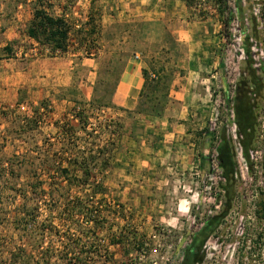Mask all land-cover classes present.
Here are the masks:
<instances>
[{
    "label": "rangeland",
    "instance_id": "374dc122",
    "mask_svg": "<svg viewBox=\"0 0 264 264\" xmlns=\"http://www.w3.org/2000/svg\"><path fill=\"white\" fill-rule=\"evenodd\" d=\"M187 3L171 18L149 12L146 0H94L86 35L76 30L88 0H0V264L180 263L211 213L218 179L216 170L197 168L198 133L207 122L214 130L224 124L222 90L232 96L243 59L237 20L223 34L216 0ZM228 7L235 10V0ZM242 7L249 30L247 16L258 8L255 0ZM37 8L52 16L66 10L73 31L65 52L28 37ZM135 54L169 86L161 118L138 114V97L125 110L92 104L118 84L121 62ZM111 122L123 126L116 135ZM260 150L250 153L254 163ZM237 164L240 199L206 242L201 264H255V173L249 177L238 150ZM58 165L78 170L69 183L97 182L104 194L69 188L53 170Z\"/></svg>",
    "mask_w": 264,
    "mask_h": 264
},
{
    "label": "trees",
    "instance_id": "16d2710c",
    "mask_svg": "<svg viewBox=\"0 0 264 264\" xmlns=\"http://www.w3.org/2000/svg\"><path fill=\"white\" fill-rule=\"evenodd\" d=\"M88 1L90 8L86 21L83 27L76 30L77 33L86 35L88 31L85 27H90L95 21L92 13L94 0ZM216 5L223 34H226L233 21L237 20V28L241 33L240 48L243 51V59L239 68V76L233 85L232 96L228 93L226 86L222 90L226 111L224 124L219 130H214L207 122L198 133L195 155L197 168L201 174H213L216 170L218 179L212 188L215 193L211 213L205 215L198 229L183 247L179 264H201L203 262L206 242L216 235L217 230L233 211L236 200L240 199L238 188L241 184V177L237 164V150L242 160L245 161L249 177H253L255 173V264H264V120L261 119L264 110V0H255V7L258 8V10L255 9V17L251 14L247 16L250 23L249 30L245 26L247 18L244 16L242 0H235V10L228 7V0H216ZM64 11L66 10H63V13ZM63 13L59 16H52L44 8H37L26 30L28 37L49 47L52 51L65 52L69 35L73 30ZM253 47H255V53L252 50ZM7 51L10 49L7 48ZM218 60V72L224 80V55L220 54ZM121 65L124 69V62H121ZM141 75L143 85L138 94L136 112L144 116L161 118L170 101L169 86L158 76L151 78L144 69ZM116 86L117 84L111 89L105 88L101 97L95 95L92 104L100 108L112 107ZM85 113L84 111L77 112L75 116L81 126L88 119ZM110 124L114 127V135L116 131L122 130L123 126L119 122ZM68 126L70 124L66 125ZM105 127L108 129L110 125L107 124ZM230 127L234 128L233 134L229 133ZM70 129L73 130L72 127ZM65 132L68 133L66 130ZM258 148L261 149L260 156L254 163L250 158V153L253 150L256 152ZM80 167L84 175L88 176V170ZM53 170L60 176V179L66 180L69 188L87 186L92 195L104 194L102 185L97 182L88 183V180H83L80 183L77 181V184L69 183V178L76 176L75 173L78 171L70 165H58L53 167ZM215 205L219 206V210H215ZM75 207L81 211L80 205Z\"/></svg>",
    "mask_w": 264,
    "mask_h": 264
},
{
    "label": "crops",
    "instance_id": "0c3cea01",
    "mask_svg": "<svg viewBox=\"0 0 264 264\" xmlns=\"http://www.w3.org/2000/svg\"><path fill=\"white\" fill-rule=\"evenodd\" d=\"M147 6L149 8V12L153 13V10H160L157 14L164 17V15L171 16L173 18L174 13L177 8L179 10H183L184 12L189 9L187 5V0H146ZM137 2H141V0H137ZM155 13V12H154ZM196 38L195 36H193ZM137 56V58H135ZM133 58L123 61L124 62V69L120 75L119 82L116 86L115 94L113 96V103L114 105L125 109H130L135 104V101L138 97L140 89L143 85V78H142V70L144 69L137 60L139 59L138 55L135 54ZM218 67V66H217ZM182 95V94H181ZM180 135V134H179ZM163 137H168L163 135ZM175 137V134H172L171 138ZM177 137V136H176ZM166 146H162L165 151H171L173 148L171 147L172 143L165 140ZM193 150V149H192ZM193 153V151H192ZM193 156V154L191 155Z\"/></svg>",
    "mask_w": 264,
    "mask_h": 264
},
{
    "label": "built area",
    "instance_id": "2783aa9c",
    "mask_svg": "<svg viewBox=\"0 0 264 264\" xmlns=\"http://www.w3.org/2000/svg\"><path fill=\"white\" fill-rule=\"evenodd\" d=\"M135 58H137V56H135Z\"/></svg>",
    "mask_w": 264,
    "mask_h": 264
}]
</instances>
